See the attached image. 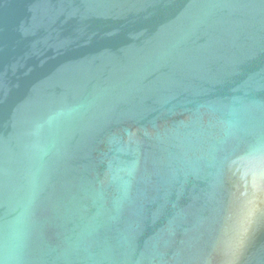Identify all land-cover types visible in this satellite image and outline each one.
Segmentation results:
<instances>
[{"label": "water", "instance_id": "water-1", "mask_svg": "<svg viewBox=\"0 0 264 264\" xmlns=\"http://www.w3.org/2000/svg\"><path fill=\"white\" fill-rule=\"evenodd\" d=\"M0 264H264V0H0Z\"/></svg>", "mask_w": 264, "mask_h": 264}]
</instances>
